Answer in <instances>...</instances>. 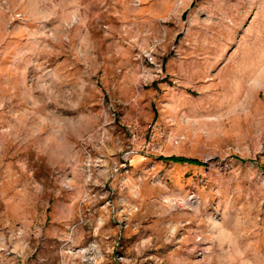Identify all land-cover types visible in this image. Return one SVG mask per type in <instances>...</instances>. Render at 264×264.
Segmentation results:
<instances>
[{
	"label": "rangeland",
	"instance_id": "374dc122",
	"mask_svg": "<svg viewBox=\"0 0 264 264\" xmlns=\"http://www.w3.org/2000/svg\"><path fill=\"white\" fill-rule=\"evenodd\" d=\"M0 264H264V0H0Z\"/></svg>",
	"mask_w": 264,
	"mask_h": 264
},
{
	"label": "trees",
	"instance_id": "16d2710c",
	"mask_svg": "<svg viewBox=\"0 0 264 264\" xmlns=\"http://www.w3.org/2000/svg\"><path fill=\"white\" fill-rule=\"evenodd\" d=\"M165 159L172 161V162H178V163H192V164H201V162L194 158H188V157H182V156H170L166 157Z\"/></svg>",
	"mask_w": 264,
	"mask_h": 264
},
{
	"label": "bare ground",
	"instance_id": "6f19581e",
	"mask_svg": "<svg viewBox=\"0 0 264 264\" xmlns=\"http://www.w3.org/2000/svg\"><path fill=\"white\" fill-rule=\"evenodd\" d=\"M221 35H223L222 32H221ZM260 63H261V61H260ZM260 63H259V64H260ZM258 66H259V65H258ZM254 81H255V83H260V82L262 81V79H261L260 76H255Z\"/></svg>",
	"mask_w": 264,
	"mask_h": 264
}]
</instances>
